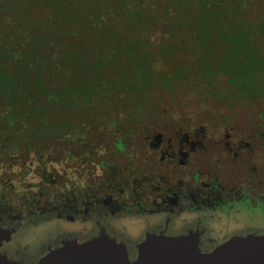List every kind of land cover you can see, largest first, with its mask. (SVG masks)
Here are the masks:
<instances>
[{
    "label": "flooded vegetation",
    "instance_id": "flooded-vegetation-1",
    "mask_svg": "<svg viewBox=\"0 0 264 264\" xmlns=\"http://www.w3.org/2000/svg\"><path fill=\"white\" fill-rule=\"evenodd\" d=\"M260 3L243 11L258 19ZM163 73L135 117L76 139L0 123V256L35 264L101 233L131 260L148 235L189 236L201 253L264 235V72L254 89L246 72Z\"/></svg>",
    "mask_w": 264,
    "mask_h": 264
},
{
    "label": "trees",
    "instance_id": "trees-1",
    "mask_svg": "<svg viewBox=\"0 0 264 264\" xmlns=\"http://www.w3.org/2000/svg\"><path fill=\"white\" fill-rule=\"evenodd\" d=\"M260 4L257 19V0H0V123L76 139L135 117L163 72H246L254 89Z\"/></svg>",
    "mask_w": 264,
    "mask_h": 264
},
{
    "label": "water",
    "instance_id": "water-1",
    "mask_svg": "<svg viewBox=\"0 0 264 264\" xmlns=\"http://www.w3.org/2000/svg\"><path fill=\"white\" fill-rule=\"evenodd\" d=\"M0 264H23L0 256ZM35 264H264V235L231 238L210 253H201L189 236L148 235L138 255L101 233L83 243L65 241Z\"/></svg>",
    "mask_w": 264,
    "mask_h": 264
},
{
    "label": "rangeland",
    "instance_id": "rangeland-1",
    "mask_svg": "<svg viewBox=\"0 0 264 264\" xmlns=\"http://www.w3.org/2000/svg\"><path fill=\"white\" fill-rule=\"evenodd\" d=\"M156 94V93H154ZM247 111V109H246ZM250 111V110H249ZM264 111V106L260 103L257 102V112H263ZM93 140H95L96 145L100 148V147H106L108 140H110V136L109 135H104V134H100L95 136V138H93ZM74 170V169H72ZM70 170V172L72 171ZM72 175H76V173L74 171L71 172Z\"/></svg>",
    "mask_w": 264,
    "mask_h": 264
}]
</instances>
